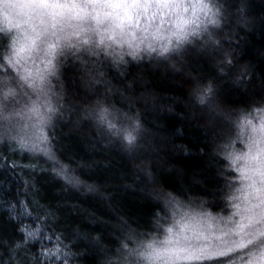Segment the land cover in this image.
Returning a JSON list of instances; mask_svg holds the SVG:
<instances>
[{"label":"trees","instance_id":"16d2710c","mask_svg":"<svg viewBox=\"0 0 264 264\" xmlns=\"http://www.w3.org/2000/svg\"><path fill=\"white\" fill-rule=\"evenodd\" d=\"M219 2L224 25L213 54L190 48L171 66L130 61L61 67L71 111L50 129L52 147L93 190L0 144V264H121L122 245L165 216L162 194L199 210L203 202L213 214L229 212L226 181L237 173L219 154L226 132L197 103L194 89L199 83L217 88L214 101L223 110L264 102V0ZM225 53L232 64L220 72L217 62ZM97 96L139 123L134 150L94 128L86 112ZM21 229L41 232L26 239ZM57 249L55 258L42 255Z\"/></svg>","mask_w":264,"mask_h":264},{"label":"snow or ice","instance_id":"6c2138e0","mask_svg":"<svg viewBox=\"0 0 264 264\" xmlns=\"http://www.w3.org/2000/svg\"><path fill=\"white\" fill-rule=\"evenodd\" d=\"M222 20L219 0H0V69L6 64L16 74L14 81H0V132L7 125L11 133L25 110L46 122L38 107L41 97L49 120L59 111L52 104L57 96L52 81L59 82L60 68L68 60L86 68L89 60L101 56L123 62L121 53L133 59L141 52L165 60L180 57L197 44L205 48L218 44L212 31L221 27ZM225 62L232 64L230 59ZM17 88L30 89L37 100L17 110L22 98ZM195 96L211 118L217 112L213 86L197 87ZM96 111L100 125L122 140L127 150L137 147L138 122L114 107L101 105ZM125 121L128 128L123 126ZM236 126L245 150L228 155L230 168L238 174L226 181L229 214L214 216L203 210V202L199 212L180 213L181 203L168 196L173 209L169 226L160 229V236L136 241L133 248L123 244L124 264H264V104L242 114ZM19 145L28 147L22 138ZM48 145L49 137L41 132L28 150L42 153L53 169H60L57 175L80 186L83 182L68 174L70 169L60 164ZM21 232L28 239L41 230ZM58 253L59 249L48 250L42 255L55 258Z\"/></svg>","mask_w":264,"mask_h":264},{"label":"rangeland","instance_id":"374dc122","mask_svg":"<svg viewBox=\"0 0 264 264\" xmlns=\"http://www.w3.org/2000/svg\"><path fill=\"white\" fill-rule=\"evenodd\" d=\"M223 25H224V18L222 20L221 27L212 31V38L215 41H217L215 35H217L218 32H221ZM0 27H3L2 22H0ZM216 45H212V46H210L208 48H205L202 45L197 44L196 46L189 47L188 49H190V48L199 49V50H201V52H207V53L209 52V54H213L217 50L216 49ZM126 51L127 50H125V52ZM121 54H123V56H124L123 62H117L116 60H113V59H110V58L109 59H105V57H103V56L97 58L96 60H89L88 62L93 64V66H97L98 64H112V65H116V64L126 63V62H130V61H135V62H138V61H163L164 64L167 63L169 66H171V65L177 64V62L181 60V56L180 57H171V58L165 60V59L156 57L155 54L149 56L148 54H146L144 52H141L140 53V57L137 58V59H133L132 56L124 54V53H121ZM4 55H5V59H6L7 56H8V52L5 51ZM226 59H229V57L225 53V56L222 59L223 61L221 62L219 60L217 62L219 64L218 65V69H219L220 72H222L221 71V65L222 64H223V70H226L227 68H229L231 66V65H229V64H227L225 62ZM66 63L77 64V66H79V67L82 66L80 63H76V62H74L72 60H68ZM29 67H31L30 64H29ZM60 70H61V68H60ZM60 76H61V71L59 73V80H60ZM236 76L242 77L243 74L241 72H239V74H237ZM15 78H16L15 72L12 71L11 69H9L6 64L4 65L3 69H0V81H14ZM59 82H61L63 85L61 83H59ZM59 82H57V80H55V79H53V81H52V83L54 85L53 91L57 94L56 97H53L52 104H53L54 107H58L59 111L56 114L52 115L50 120H49L47 118L45 109L42 107V105L44 103V100H43V97H41L40 100H39L38 107H40L41 114H45V121L46 122L41 123L40 119L36 116V114L27 113L26 110H25V112L22 113V116L17 118L14 121V123L16 124V127L13 129V131L11 133H9L7 131V127L8 126L5 125V130L3 132H0V144H6L7 143L10 146L18 148L19 150L24 151V152H26L27 154H29V155H31L33 157L40 158L41 160L46 162L49 165L50 168H52V170L54 171V174L56 176L64 179V177L62 175H57V172H59L60 169L58 167L53 169V165L46 159V157L42 153L32 152V151L28 150V147H30L31 144L35 142V136L42 132L44 135L49 137L50 145H48V147H50V150L55 154L54 149L52 147V142H51V139H50V132L49 131L56 124V121L57 122L59 120L65 121L70 116L69 112L71 111V109L69 107V100H67V98H66V89H65L66 87H65V84L62 81H59ZM199 84L200 85H198L197 87H200V88L208 86L207 84H202V83H199ZM13 86L15 87L16 85L13 84ZM197 87H195V89H194V94H195V90H196ZM17 91L20 92L21 96H22L20 104L18 106H16L17 110L22 109L24 104H26V103L27 104H31L32 101L37 100V94L33 93L30 89L17 88ZM24 92H27L28 96L23 97V93ZM216 94H217V88H214V96H216ZM214 98L215 97H213V99H212V103H214L217 106V104L215 103L217 101H214ZM197 103H198V101H197ZM260 104H264V102L263 103H259V105ZM61 105H62V107H61ZM101 105L109 107V108L114 107L111 104V101L108 100V98H106L104 96L102 98H100V97L97 96L94 105L90 106L91 108L88 110L89 112L88 111L86 112V115L90 118L89 119L90 122L92 123V125L94 126V128L97 131H101L102 130V131L105 132L104 134H106L107 136H109L111 138L112 137H116L114 135L109 134L107 132V130L100 125L98 119L96 118L97 117L96 109L99 106H101ZM200 106L202 107V105H200ZM256 106H258V105H253V106H250L249 108H246V109L240 108V109H230V110H223V109H221V108H219L217 106V112L212 115V117L215 120H217V121L220 120L221 121V123L223 124L222 125L223 126V131H224V133L226 132L224 134L225 136L223 137V139L221 140V142L219 144V148H220L219 149L220 150L219 154L221 156H223L224 159L229 164H230V160L228 158L229 153H233V152L234 153H240V152L245 150V145H244V142H243V138L239 136V129L236 126V121L238 120V118L242 114L251 111V109L256 107ZM11 107L12 106H10V109H11ZM205 110L208 112L207 108H205ZM123 113H126L127 116H129L128 113L125 112L124 110H123ZM24 125H27V127H24ZM119 126L120 125L118 124V127ZM123 126L125 128H128L129 127L128 122L125 121ZM11 136H16L17 139L14 141V140H12L10 138ZM21 138L25 141V143L28 145V147H26V148H21L20 147L19 141H20ZM116 138H117V140L119 139L118 137H116ZM120 141L125 145V143L122 140H120ZM41 146L43 147L44 145H41ZM55 156H56V154H55ZM56 158L59 160L61 165H66L70 169V171L68 173L69 175H72V176H75V177L79 178L76 174H74V171H73L74 169L72 167H70L64 161H61L57 156H56ZM85 185L91 186L90 184H88L86 182H83L80 186L83 189H87L88 190V188L85 187ZM168 196H171V195H169V194L163 195L162 194V202H164V205H166V209H167V212H166L165 216H163L162 213H161L162 215L160 214L161 216L159 215V217L155 221V228L152 231L136 234L132 238V240L129 243H127L129 248L135 247V242L136 241L147 240V239H149L152 236H160L161 235L160 229L167 228L169 226L171 220L173 219V217H172L173 209L167 203V197ZM176 200H178L181 203V205L183 206V207H181L179 209L180 213H183L185 211L191 212V210H193V209L196 212L201 211V210H199L197 208L195 209V208L190 207L188 204L181 202L177 198H176ZM204 211H206V210H204ZM206 212H209V211H206ZM209 213H211V212H209ZM211 214H213V213H211ZM228 214H229V212L227 214H216V213H214L213 215L214 216H225L226 217ZM175 219H179V215H177L175 217ZM126 255H127L126 252L123 253V254L121 253V256H120L121 264H124V260L126 258Z\"/></svg>","mask_w":264,"mask_h":264}]
</instances>
